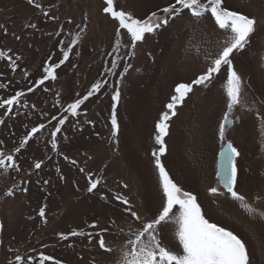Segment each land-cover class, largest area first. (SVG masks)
I'll return each instance as SVG.
<instances>
[{
  "label": "rangeland",
  "instance_id": "374dc122",
  "mask_svg": "<svg viewBox=\"0 0 264 264\" xmlns=\"http://www.w3.org/2000/svg\"><path fill=\"white\" fill-rule=\"evenodd\" d=\"M115 2L118 10L143 18L166 6L169 0ZM226 2L231 10L257 20L250 46L235 62L248 88L246 105L235 111L234 118L239 119L229 126L227 138L242 153L238 159L241 171L237 190L257 209L264 210V133L255 115V109L264 114V0ZM35 3L42 4L49 17L57 19L44 17L28 0H0V49L14 59L20 57L19 67L14 70L8 66L10 61L0 60V84L8 85L0 88V97L8 98L15 91L24 90L23 103L29 105L14 106L11 113L0 109V119L6 121L0 125V140L4 141L0 147L14 154V146L31 127L37 122L47 125L22 149L20 171L0 172V264H10L14 253L26 259L44 253L63 264H118L129 226L138 228L140 222H134L130 213L124 212L126 206L115 196L129 199L145 220L161 207L162 191L152 156L159 148L155 142L156 123L176 85L191 82L201 73L206 67L205 54L218 49L224 33L210 17L196 23L184 15L137 44L135 56L127 60L132 67L126 74L125 61H119L115 69L118 75H111L110 63L118 55L125 56L130 48L122 47L119 53L112 51L117 22L103 12L105 0ZM31 23L37 27L30 28ZM77 32L81 42L70 56L71 66L62 65L57 80L46 82L35 93L27 92V87H34L40 78L42 65L58 62L61 47L67 48ZM122 43H129L127 35ZM24 72L29 73L27 79ZM98 80L108 83L82 105L78 118L69 116L57 134L59 150L53 149L50 140L57 121H48L53 115H67L63 112L67 104L78 95H85ZM223 83L217 79L207 88L195 86L178 106L177 115L169 121L164 138L167 151L161 159L173 179L197 195L210 222L245 240L250 264H264V220L249 216L218 180L217 161L222 146L219 123L225 110ZM116 88L121 92L120 102L115 105L120 132L113 139L111 96ZM246 107H253L254 111L248 112ZM37 160H43L40 170L33 167ZM73 160L75 164L71 163ZM89 176L101 181L91 193L87 191ZM211 187L220 188L223 195L210 194ZM9 190L14 194L8 196ZM104 196L108 199H102ZM45 205V217L41 218L39 209ZM92 224L97 227H90ZM104 228L110 229L105 239L111 252L98 245L96 233ZM72 231L91 232L94 238L91 242L86 235L70 236L67 241L60 238L61 233ZM163 236L165 244L180 251L174 225H165Z\"/></svg>",
  "mask_w": 264,
  "mask_h": 264
},
{
  "label": "snow or ice",
  "instance_id": "6c2138e0",
  "mask_svg": "<svg viewBox=\"0 0 264 264\" xmlns=\"http://www.w3.org/2000/svg\"><path fill=\"white\" fill-rule=\"evenodd\" d=\"M30 5H34L39 9L44 17H49V13L44 11L42 4L35 3V0H28ZM103 12L111 19L117 22L115 33L113 52L119 53L122 47H129L130 51L125 56H117L110 63L109 74L118 75L115 71L119 66V61H125L123 73L126 74L132 67L127 60L135 56V49L138 43L146 41L147 36L157 35L161 30L168 28L177 19L184 15H188L194 22L199 23L205 18H211L216 28L224 33L220 40L218 49L205 54L206 67L199 73L191 82L178 83L174 88V94L170 101L166 104V110L160 114V118L156 123L157 134L155 142L159 145L157 151L152 152L154 157L155 169L158 174V184L162 191V204L150 219H143L136 210L133 209L129 199L116 195L115 199L121 202L124 207V212L130 213L134 222H140V227L133 228L129 226L127 239L121 249L120 259L118 264H250V254L246 242L242 237L234 231L226 227L220 226L217 223L210 222L205 217L201 204L198 202V197L192 191L184 190L170 175L161 157L166 154L167 148L165 145V137L168 135L169 121L177 115V108L181 106L186 98L194 90L195 86L207 88L212 85L217 79L223 80L222 88L225 95V110L222 114L221 122L219 123V139L221 141V149L219 152V183L230 195L233 201L238 202L239 206L252 217H259L264 220V210H259L247 198L237 190L238 177L240 167L238 159L242 153L238 147L234 146L233 142L227 138V132L230 125H235V111L238 108L246 105V92L248 85L246 84L243 75L239 71L236 61L244 54L247 47L250 46L251 40L256 32L257 20L255 17H250L236 10H231L227 5L226 0H169L166 6L158 7L150 14L143 18H137L132 13L125 10H118L115 0H105ZM50 19H57L55 16ZM71 23V21H69ZM30 28L35 29L36 24H29ZM86 29V25L84 26ZM62 30V29H61ZM123 34H122V31ZM6 32L7 29H4ZM129 37V43H122L123 36ZM19 40L20 37L16 36ZM81 42V34L77 32L70 41L67 48L61 47V59L58 62H48L42 65V73L40 78L35 81V86H28L27 92L35 93L41 86H44L48 81H55L58 78V70L66 63L70 65V56L73 49ZM9 51H11L9 49ZM20 57L13 58L12 55H6L5 50L0 49V60L11 62L8 66L13 70L19 67L17 61ZM29 73L24 72V78L27 79ZM107 80H98L86 94L74 99L68 103L63 109L67 115H53L48 123L52 120L57 121L55 130L51 133V146L53 149L59 150L57 134L62 130V127L68 121L69 116L79 117L81 115L82 105L85 104L91 97L102 91ZM120 83H123V76H120ZM7 84H0V88H7ZM46 90V89H45ZM26 92L24 90L15 91V94L8 98L0 97V109L7 113L13 111V107L20 105L29 107L24 104ZM111 99L113 108L110 114V124L112 129L113 139L118 137L120 132V124L117 118L115 105H118L121 99V92L118 88L114 89ZM261 103H264L262 101ZM35 107V105H32ZM246 111H254L253 107H246ZM255 115L260 121V128L264 133V114H261L259 109H255ZM6 121L0 119V125H4ZM47 125L43 122L31 127L18 145L14 146V154L6 152L0 147V172L7 173L9 171L19 172L21 163L19 155L22 149L29 145V142L45 130ZM4 144L0 140V145ZM68 160L67 156H64ZM75 164L76 161H71ZM34 169L40 170L43 167V160H37L33 165ZM59 171V169H57ZM84 172V168L79 169ZM63 178V177H61ZM87 191L93 192L98 189L101 181L88 178ZM47 183V181H45ZM128 187L127 184L124 185ZM27 191V189H23ZM212 195H223L220 188L211 187L209 190ZM13 191L9 190L8 196L13 195ZM102 199L107 200L104 196ZM45 207L39 209V217H45ZM175 210V211H174ZM46 222V221H45ZM114 223V222H113ZM167 224L174 225L175 237L180 246V251L170 248L164 242L163 227ZM90 227L96 228V224ZM3 230V224L0 223V232ZM110 231L109 228L101 229L96 233L98 237L99 248L111 252L112 249L107 246L105 233ZM89 237V242L94 238L91 232L72 231L68 234H60L62 240L67 241L69 237L83 236ZM2 244V240H0ZM51 261L52 264H63L61 260L54 259L53 256L44 253H39L38 257L24 256L14 253V260L10 264H46Z\"/></svg>",
  "mask_w": 264,
  "mask_h": 264
},
{
  "label": "water",
  "instance_id": "95a60500",
  "mask_svg": "<svg viewBox=\"0 0 264 264\" xmlns=\"http://www.w3.org/2000/svg\"><path fill=\"white\" fill-rule=\"evenodd\" d=\"M220 168H219V159H218V174H219ZM219 176V175H218ZM220 179V178H219Z\"/></svg>",
  "mask_w": 264,
  "mask_h": 264
}]
</instances>
